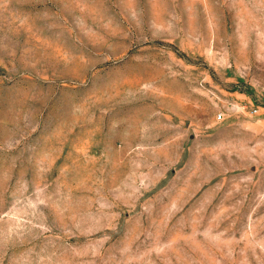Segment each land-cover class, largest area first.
<instances>
[{"label": "rangeland", "instance_id": "1", "mask_svg": "<svg viewBox=\"0 0 264 264\" xmlns=\"http://www.w3.org/2000/svg\"><path fill=\"white\" fill-rule=\"evenodd\" d=\"M0 264H264V0H0Z\"/></svg>", "mask_w": 264, "mask_h": 264}]
</instances>
